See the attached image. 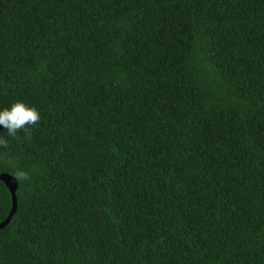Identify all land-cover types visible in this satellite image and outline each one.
Returning <instances> with one entry per match:
<instances>
[{
	"label": "trees",
	"instance_id": "16d2710c",
	"mask_svg": "<svg viewBox=\"0 0 264 264\" xmlns=\"http://www.w3.org/2000/svg\"><path fill=\"white\" fill-rule=\"evenodd\" d=\"M17 101L0 264H264V0H0Z\"/></svg>",
	"mask_w": 264,
	"mask_h": 264
},
{
	"label": "clouds",
	"instance_id": "9594fccd",
	"mask_svg": "<svg viewBox=\"0 0 264 264\" xmlns=\"http://www.w3.org/2000/svg\"><path fill=\"white\" fill-rule=\"evenodd\" d=\"M41 119L38 110L21 101L12 103L9 107L0 109V131L6 132L8 137H15L21 129L35 125ZM0 145L7 146V140L0 137ZM19 175L26 178V173Z\"/></svg>",
	"mask_w": 264,
	"mask_h": 264
},
{
	"label": "water",
	"instance_id": "95a60500",
	"mask_svg": "<svg viewBox=\"0 0 264 264\" xmlns=\"http://www.w3.org/2000/svg\"><path fill=\"white\" fill-rule=\"evenodd\" d=\"M0 181H2L6 185V187L9 189L11 193V198H12L11 210L8 216L3 221L0 222V229H1V228H4L10 222V220L12 219L16 211V208H17L16 190L18 187V182H17V179L13 175L4 173V172L0 174Z\"/></svg>",
	"mask_w": 264,
	"mask_h": 264
}]
</instances>
